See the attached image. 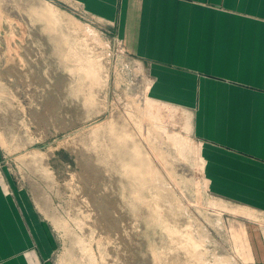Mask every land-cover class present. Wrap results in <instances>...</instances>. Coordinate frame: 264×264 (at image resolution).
Returning <instances> with one entry per match:
<instances>
[{
	"label": "rangeland",
	"instance_id": "374dc122",
	"mask_svg": "<svg viewBox=\"0 0 264 264\" xmlns=\"http://www.w3.org/2000/svg\"><path fill=\"white\" fill-rule=\"evenodd\" d=\"M78 7L0 0V163L53 231L49 264L264 258V211L208 186L192 110L152 98L145 65Z\"/></svg>",
	"mask_w": 264,
	"mask_h": 264
},
{
	"label": "crops",
	"instance_id": "0c3cea01",
	"mask_svg": "<svg viewBox=\"0 0 264 264\" xmlns=\"http://www.w3.org/2000/svg\"><path fill=\"white\" fill-rule=\"evenodd\" d=\"M74 3L145 65L152 98L192 110L211 190L264 211V0ZM5 171L0 163V264H49L53 231Z\"/></svg>",
	"mask_w": 264,
	"mask_h": 264
},
{
	"label": "built area",
	"instance_id": "2783aa9c",
	"mask_svg": "<svg viewBox=\"0 0 264 264\" xmlns=\"http://www.w3.org/2000/svg\"><path fill=\"white\" fill-rule=\"evenodd\" d=\"M90 19H92L91 17H89ZM93 20V19H92ZM122 50H123V48H122ZM124 51V50H123Z\"/></svg>",
	"mask_w": 264,
	"mask_h": 264
}]
</instances>
